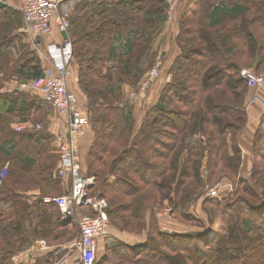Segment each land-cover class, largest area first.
<instances>
[{
  "label": "trees",
  "instance_id": "obj_1",
  "mask_svg": "<svg viewBox=\"0 0 264 264\" xmlns=\"http://www.w3.org/2000/svg\"><path fill=\"white\" fill-rule=\"evenodd\" d=\"M83 3L73 12L68 34L70 69L82 78L85 92V75L96 74L108 83L99 91L103 97L124 98L125 84L135 89L161 66L150 85L157 98L149 110H94L95 101L91 113L98 115L86 114L94 121L79 141L81 171L95 178L89 197L102 207L98 213L90 207L80 211L101 215L116 235L136 238L133 245L111 239L112 246H107L108 237L101 238L95 264H157L164 246L176 256L165 264H205L208 259L212 264H264V110L247 131V103L255 92L251 79L264 72V0H211L201 11L191 8L179 15L183 9L178 6L170 27L172 33L173 25H179L178 49L165 77L157 41L168 24L163 0ZM0 17L1 91L9 75L31 83L45 64L22 32L21 14L0 3ZM85 52L92 57L87 59ZM14 59L18 69L8 72L4 63ZM105 64H113L115 77ZM34 107L18 92L0 93V264H15L16 256L39 240L49 249L39 264H56L60 248L81 237L71 222L62 223L56 204L43 201L67 195L71 182L58 175L61 131L52 133L48 126L37 130L38 121L30 114L39 116L40 110H30ZM19 124L29 128L17 132ZM245 131L250 177L248 166L240 173ZM145 154L153 160L146 161ZM203 169L209 172L210 187L223 180L233 188H225L222 199L210 197ZM199 202L204 217L191 219L187 209ZM166 209L178 212L183 221L194 220L195 231L163 228L156 215ZM193 241L202 245L189 256L185 247Z\"/></svg>",
  "mask_w": 264,
  "mask_h": 264
},
{
  "label": "built area",
  "instance_id": "obj_2",
  "mask_svg": "<svg viewBox=\"0 0 264 264\" xmlns=\"http://www.w3.org/2000/svg\"><path fill=\"white\" fill-rule=\"evenodd\" d=\"M163 1L169 7V15L184 0ZM17 2L16 10L23 17L32 41L40 40L41 46H44L47 52L45 61L50 64L38 79L31 83H21L18 90L39 92L58 113L62 123V130L57 138L61 157L58 175L62 179L69 178L71 182L70 192L67 195L46 197L43 200L46 203L56 204L62 213V223L76 222L81 233L77 242L60 248L59 260L56 264H67V256L75 250L81 251L80 261L83 264H95L100 239L111 237L112 231L101 215L80 216L82 207H90L96 213L101 209V206L89 197V189L95 184V178L85 176L80 164L78 137L85 128L89 127V118L81 112L77 96L68 87L70 64L73 58V44L68 31L71 27L72 14L81 0H17ZM55 32H58L61 39L50 41ZM159 68L160 66L157 65L151 70L138 94H142L147 89L148 83L159 76ZM135 95L136 93L133 94ZM27 128L28 124H24L16 130L20 132ZM216 186L211 189L210 194H215L220 184Z\"/></svg>",
  "mask_w": 264,
  "mask_h": 264
},
{
  "label": "rangeland",
  "instance_id": "obj_3",
  "mask_svg": "<svg viewBox=\"0 0 264 264\" xmlns=\"http://www.w3.org/2000/svg\"><path fill=\"white\" fill-rule=\"evenodd\" d=\"M1 1H2V2H0L1 4L7 5L9 7H11L10 5L13 4L9 0L8 1L7 0H1ZM12 1L13 2L14 1L17 2V0H12ZM17 7H18V2H17L16 5H12V8H14L15 10L17 9ZM173 13H174V11L171 14L167 15L168 16L167 20H168L169 24L172 23ZM78 18L79 17H77L75 19H78ZM3 25L4 24H3V22H1V17H0V29L2 28ZM22 30H23L22 31L23 34L27 38V41L30 43V45L33 46V49L35 50V52L40 56V58L44 62L45 69L50 67V64L48 65L46 63V61H45V54L47 53L46 52V48L44 46L43 47L41 46L40 40H38L37 42L32 41V39H31V37H30V35L28 33L27 25H26L25 22H24ZM207 32H209V31H207ZM207 32H205V33H207ZM205 35H207V37L210 40V42H213V38L210 37V35H208V33L205 34ZM79 48H81V47L78 46L76 48V50L78 49V51H79ZM85 53H87V55H86L87 59L92 57L91 56V52L90 53L89 52H85ZM15 58L17 59L18 55H16ZM16 59H14L15 61L11 60V61H7L6 63H4V64L9 66L8 72H10V71L13 72L14 70L16 71L18 69V67L16 68V65H15V62L17 61ZM2 61H4V59H2ZM90 65H91V63H90ZM112 66H113V64H110V65L107 64L105 67H109L110 68V70H108V75L109 76L111 75L112 78H113V77H115V72H114L115 70H114V68ZM103 69H104V67H103ZM103 69L100 72H102ZM106 69L107 68H105L104 70H106ZM70 70H71L70 71L71 73H70V76L68 77V87L77 96L79 109L81 110V112L84 115L90 113V115L93 118L96 115H98L97 113H91L92 112L91 110H93V102H95V101H96V103H95L96 106H94V110H106L105 108L109 107V106H112L114 109H119V110H121V109L122 110H126V109L149 110L155 104L157 96H155V95L152 96L151 95L150 85L156 79H158V77L155 80H153L150 83H148L147 89L142 94H138L137 92L140 91V89L143 86V83L146 81L147 78L146 79L142 78V80H140L137 88H135V89H132V87H130L128 84H125L124 88L126 90H128L126 92V96H124V98H121V99H116L115 96H113V97L112 96H107V97L104 96L103 97V93L99 92L101 90L105 91V88L108 87V83H107L106 80L101 79V78H96V76H95L96 74H93V76L85 75L86 78L84 80L87 81L86 85H87V90L89 91L87 93V92H85L83 90V88H81V86H82L81 82L83 81L82 78L79 77V75L73 69V67ZM106 72H107V70H106ZM262 75L263 76H260V77H257L256 75H253V78L251 79L252 85L255 86V92H254V96H252L251 99L249 100V102L247 103V108H248V110H255L256 111V114H255L256 118H252L250 121L249 120L247 121V131H249L253 127V124L256 125L258 123V121H259L258 118L260 117L261 113L264 110V79H263L264 72L262 73ZM9 77L10 78L7 81H5L4 86L2 87V90L0 91V93L8 94V95H15V93H17V92L20 93L22 95V97L26 98L27 101H29V102H31V104L35 105V107L31 108L30 110H40L38 112L39 116H37L36 113L35 114L34 113L30 114L34 121H35V119L38 121V123L36 125L37 130H40L41 128L43 129L44 126L47 127V123H46V121L43 120L42 115H44L45 113L48 114L49 110L54 112V114H55L56 112L54 111V109L52 107H50L49 105L43 103L44 100H43L42 94H40L39 92H36L34 90L27 91V93L19 91L18 90L19 86L23 82L21 80H19L17 75L11 74V75H9ZM110 81H112V84L115 83V79H111ZM117 91L119 92V90H117ZM149 91H150V94H149ZM135 93H136V95L133 96V94H135ZM27 96H28V98H27ZM109 100H111V101H109ZM114 109H111V110H114ZM86 116L88 117V115H86ZM117 117H118V114H117ZM153 120L151 119V122H153ZM93 121H92V118L91 119L89 118V122H90L89 123V128L92 127ZM0 122L1 123L3 122V118L2 117L0 119ZM31 123H33V122H31ZM28 128H29V126H28ZM22 131H20V132H22ZM247 131H245L244 134L241 135V141H240L241 147L239 146V150L241 152V160H242L241 167H240V173L242 172V170L245 167L248 166L249 169H248L246 174L248 175V177H250L251 174H252V172H251V169H252V165L251 164H252V162L247 163L248 161H250V155H249L248 151L246 150V148L243 146V144H246L245 141H248L246 139V135H245V133ZM84 133L85 132L83 131L82 134H80V136L78 137V143H79L80 138L83 136ZM154 133L157 134L156 132H154ZM156 138H157V136H156ZM78 147H79V144H78ZM145 155L146 156H145L144 159L146 161H152L153 160L152 157L149 154H145ZM125 162H127V161H125ZM127 165H128V163L127 164L124 163L123 164L124 168H126ZM205 169H203L202 178H204V180H205L204 181V183H205L204 190H208V189L212 188V186L210 187L209 180H208L209 172H208V170H205ZM219 181H218V184H220V186L215 191V194L210 195V197H218V198L222 199V196L224 194L223 191L225 190V188H227V187L231 188V186L233 188L232 184L227 183V184H229V185H227L225 182H222L223 180L220 181V182ZM215 187H217V186H214L212 189H214ZM210 191H211V189L207 192L208 195L210 194ZM98 204H99V206H101V204L99 202H98ZM187 211H190L189 214H190V218L191 219H195V218L201 219V218L204 217V211L202 209V203L201 202H199L195 206H190L187 209ZM91 214H92V212L89 211L86 208L84 209V212L80 211V216H91ZM156 218H158V220L160 218V221H161V219H163L161 221V224H162L163 228H165V229H171L172 231H177V232H183V231H189V232L193 231L194 232L195 231V229H193V228L196 227V225H195L196 223H195L194 220L183 221V219L180 218V215L178 214V212L173 214L170 211V209H166L163 212L159 211V217L156 215ZM105 221L107 222L108 227L111 230L112 227H111L110 222H108L106 219H105ZM158 224L160 226V222ZM71 226H74L73 228L78 229V226H77L76 222H74V221H71ZM111 239H120L123 243L127 242L126 244H130V245H131V243H134L136 241L135 240L136 238H134V239L132 237H130V238L126 237L125 238V236L122 237V236L116 235L113 231H112L111 237H108L107 244H109V245H107V246H112L113 242L115 243V241L111 240ZM120 240H116V241L120 242ZM200 244H201V242H199V241H196V242L193 241V242L187 243V246L185 248H188V255L189 256H191V254L195 255V249H196L195 247H196V245L200 246ZM202 247H204V246H202ZM202 247H200V248L202 249ZM162 249H163V251H162L163 253L161 254L160 260H159V262L157 264L168 263V259L169 258L176 257L175 254H174V251L172 249L168 248L167 246H164ZM182 257H184V256H182ZM16 258H17V256H16ZM109 261H110V259H109ZM177 262H179V261H177ZM204 263L205 264H212V260L211 259L205 260ZM180 264H182V262H180Z\"/></svg>",
  "mask_w": 264,
  "mask_h": 264
},
{
  "label": "crops",
  "instance_id": "obj_4",
  "mask_svg": "<svg viewBox=\"0 0 264 264\" xmlns=\"http://www.w3.org/2000/svg\"><path fill=\"white\" fill-rule=\"evenodd\" d=\"M81 1L84 2L83 4H86L87 1L92 2V3L95 2V0H81ZM210 1L211 0H184L183 3L179 6V7H181L180 9H183V10L181 12H178V15L184 11H187V10L189 11L191 8L193 10L198 9L199 11H201V9L204 8V3L209 2L207 4H210ZM84 9H85V7H84ZM84 13L85 12H83L81 14L84 15ZM72 17H73V14H72ZM178 20H179V16H178ZM173 26H174V31L171 33L170 32L171 24L168 23L167 26L165 27L163 35L161 36V39L157 40V41H159V46H160L159 51L161 52L162 57H163L164 67L161 70L162 73L164 74L163 77H165V75L168 76L169 66L172 63V61L174 60V57L176 56V49H178V47L176 46V40H174V39L179 34V31H180L179 25H178V23H176ZM54 35L55 36H53V38H50V41L55 42L58 39H61V37L58 35V32H55ZM156 47H158V42L156 43ZM160 69H161V66H160ZM248 114H249L248 115L249 121L252 118H256V116H255L256 111L255 110H248ZM42 118L44 121L48 120V121H46V123H47L48 128L51 129L52 133H57V132L62 130V123H61V120H60L58 114H56V113L54 114V112L49 110L48 114L45 113L44 115H42ZM22 125H24V124H22ZM18 126H21V125L19 124ZM246 134L247 133H245V135ZM85 149H87V148H84V151H85ZM47 197H51V196H47ZM33 200H35V199H33ZM135 243H136V241L134 243H131V245H133ZM48 251H49V249L45 246L43 241H41V240L36 241L34 246L32 247V249L29 248L27 252L19 254L17 256V258H15L14 263L15 264H39V260H41L42 257L47 254ZM58 257H59L58 254L56 256H54V260L58 261ZM67 257H68L67 264H83L80 261V259H81V251L80 250H75V252H71ZM95 263H96V260H95Z\"/></svg>",
  "mask_w": 264,
  "mask_h": 264
},
{
  "label": "water",
  "instance_id": "obj_5",
  "mask_svg": "<svg viewBox=\"0 0 264 264\" xmlns=\"http://www.w3.org/2000/svg\"><path fill=\"white\" fill-rule=\"evenodd\" d=\"M65 37H67L66 35H64Z\"/></svg>",
  "mask_w": 264,
  "mask_h": 264
}]
</instances>
